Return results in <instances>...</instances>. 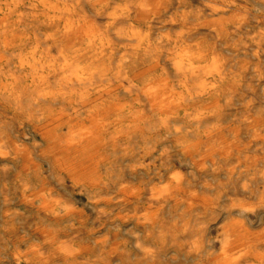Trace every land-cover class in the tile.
Masks as SVG:
<instances>
[{
  "label": "bare ground",
  "instance_id": "1",
  "mask_svg": "<svg viewBox=\"0 0 264 264\" xmlns=\"http://www.w3.org/2000/svg\"><path fill=\"white\" fill-rule=\"evenodd\" d=\"M28 1L39 2L43 6H48L49 2ZM25 2L26 0H0V11L2 7H22ZM50 10L56 20L65 21L67 27L73 29L76 22L73 10L58 6H53ZM137 11L138 8L130 6L127 9L128 19L136 16ZM206 12L214 16L221 10L209 4ZM112 20L114 24L117 23L119 16L115 14ZM169 26L179 28L174 21H171ZM257 26L260 30L252 33L253 44L244 50L252 53L257 59H264L263 23L258 22ZM216 31H207L208 37L217 38ZM229 31L236 34L240 28L232 27ZM145 34L142 29L129 24L121 27L116 35L132 40L143 39ZM190 39V33L184 30L176 31L174 41L177 50L170 58L169 67L164 68L167 74H173V80L170 76L162 83L151 82L141 86L125 72H118L107 80L101 76L91 80L74 68L62 51H58L56 55L47 53L36 59L35 50L32 53L33 63L28 57H20V69L30 68V74L37 82L34 95L29 98L26 91L10 93L8 85H0V96L7 104L17 107L26 101L39 105L49 98L55 100L60 95V92L47 91L53 80L58 81L63 89L69 87L72 93L77 92L78 87H91L93 91H97V100L92 103V107L97 109V115L93 119L96 131L92 132V145L99 154L92 164L85 168L87 173L92 166V188L101 191L98 194L92 193V206L111 203L125 213L130 228L133 225L147 230L144 235L133 230L127 232L134 255L124 249L119 253L118 250H113L112 254L127 257L129 264H264V230L257 231L264 225V205L256 211L252 209L246 212L245 217L240 215V209L235 205L238 195L229 189L241 169L242 162L240 163L238 158L240 136L236 132L226 137L222 135L235 125L242 124L247 128L250 139L257 140L264 136V129L253 130L250 127L251 111L248 109L240 115H231L226 122L221 112L222 109L233 106L232 91L224 95L222 103L202 104V101H208V98L218 94L223 86L231 82L235 71L217 47L208 54H193ZM2 48H6V43L0 41V76L5 74L1 67L4 62ZM207 61L208 63L203 65ZM255 73L257 77H261L260 72ZM8 74L15 77L12 72ZM80 92L76 93L81 99L77 107H83L86 103L84 93ZM120 94L134 97L135 100L131 103H120L117 101ZM64 95L65 93L62 94ZM261 97L263 105L264 88ZM175 107H180L183 113L180 115L172 112ZM104 111H119L120 114L102 115L101 112ZM6 127L7 117L0 114V131ZM138 132L146 134L145 141L138 138ZM83 138L79 135L69 137L65 142L66 148L75 151L80 143H83ZM184 139H189L195 145L196 162L186 157L185 148L181 145ZM13 147L9 141L0 139V177L5 181L11 179L10 164L15 155H19L25 167L32 160L30 153L22 149L15 151ZM196 163L202 164L203 168L208 167L212 178L204 177L198 180L195 173ZM49 176L53 178V182L46 194L51 201V207L66 215L75 213V205L59 196L57 188L76 185L81 178L76 175L71 179L66 178L63 171L57 168L51 170ZM261 180L264 181V174ZM17 185L21 191L18 206L32 202L35 196L30 183L24 178H19ZM248 186L249 184L245 183L243 190L247 191ZM10 191L7 184L1 189L4 196L2 217L5 224L0 228V256L5 245L12 246L13 253L9 260L0 259V264H49L55 259L73 260L78 257L77 242L80 236L76 232L66 236L36 223L33 228L38 241H20L12 236L8 237L10 226L21 216L12 205ZM178 205L184 209H178ZM218 208L220 210H217ZM114 211L98 209L95 212V221L100 223L111 219ZM202 212L205 215H201ZM190 215L193 216L188 217ZM156 239L162 240V243H156ZM108 243L107 235L95 240V245L102 251L107 249Z\"/></svg>",
  "mask_w": 264,
  "mask_h": 264
},
{
  "label": "rangeland",
  "instance_id": "2",
  "mask_svg": "<svg viewBox=\"0 0 264 264\" xmlns=\"http://www.w3.org/2000/svg\"><path fill=\"white\" fill-rule=\"evenodd\" d=\"M209 4L219 8L221 12L214 16L210 15L206 12ZM53 6L63 9L69 7L73 10L76 22L72 30L67 27L65 21L54 18V13L50 10ZM130 6L138 8L136 16L132 19H128L127 14ZM115 14L119 16V21L114 24L112 19ZM171 21H174L179 28L169 26ZM258 22H262L264 28V2L262 0H234V2L233 0H49L48 6L26 0L22 7L16 9L2 7L0 11V29L2 28L0 41L6 43V48L1 49L4 61L1 67L5 74L0 76V85H8L10 93L18 94L26 91L31 98L37 90V82L32 78L30 68L20 69V57H28L33 63L32 53L35 50H37L36 59L47 53L56 55L58 51H62L69 63L91 80L99 76L107 80L118 72L128 73V76L137 80L141 86L151 82L162 83L170 76L173 80V74H167L165 69L169 67L170 58L177 50L174 41L176 31L184 30L190 33L193 54H208L217 47L235 71L233 80L223 86L218 94L208 98V101L207 99L202 101V104L222 103L224 95L232 91L233 106L222 109L221 112L226 122L231 115H240L248 109L251 111L250 127L253 130L264 129V104L261 103L264 88V59H257L252 53L244 50L245 47L253 44L252 33L260 30L257 26ZM129 24L142 29L146 33L145 37L132 40L126 37L119 38L116 35L119 29ZM232 27H239L240 31L233 34L229 31ZM209 30H217L218 37H208L207 31ZM207 63L208 61L203 65ZM256 71L261 73L260 78L257 77ZM9 72L15 74V77H10ZM58 85V81H51L47 91L60 92V95L55 100L49 98L39 105L26 101L20 108L7 104L0 96V114L7 117V127L0 131V139L9 141L15 151L25 150L32 158L30 162L32 164L29 163L25 167L19 155H15V159L10 164L12 168L10 182L0 177V228L5 224L2 217L4 196L1 189L7 184L11 189L12 205L21 214L16 223L10 226L8 237L12 236L20 241L36 242L38 237L33 228L36 223H41L66 236L73 232L80 236L77 242V258L73 260L55 259L49 264H129L127 257L112 254L111 251L118 250L119 253L124 249L134 255L127 232L133 230L144 235L147 230L133 225L130 228L131 225L129 226L125 213L111 203L92 206V193L98 194L101 191L98 188H92V166L87 173L85 171V168L90 166L99 154L92 145V132L96 131L93 119L97 115V109L92 107V103L97 100V91H93L91 87L86 89L78 87L77 92L72 93L69 87L66 86L63 89L61 85ZM80 91L84 93L86 99L83 107H77L81 99L76 93ZM64 93L65 95L62 96ZM134 100V97L123 94L117 96V101L120 103H131ZM172 112L180 115L183 113L180 107H175ZM106 113L110 116L120 114L119 111L101 112L102 115ZM232 132L240 136L238 158L242 163L229 189L237 193L235 205L240 209V215L245 217L246 212L252 209L256 211L264 205V181L261 180L264 174V136L257 140L250 139L247 128L242 124L235 125L222 135L226 137ZM142 133H137L138 138L145 141L146 134ZM73 135L84 138L83 143H80L75 151H70L66 148L65 142ZM181 145L185 148L186 157L194 162L197 154L193 142L184 139ZM196 165L195 173L198 180L204 177L212 178L208 167L203 168V165L199 163ZM54 168L62 170L66 178L71 179L75 175L81 178L78 182L80 184L57 188L59 196L75 205L77 210L71 215H66L51 207V201L47 197L46 191L53 182L49 173ZM19 178H24L33 187L35 197L27 205L18 206L21 193L17 185ZM245 183L249 184L247 191L243 190ZM224 193L226 194L227 190ZM222 195L224 194H218V196ZM177 208L184 209L180 205ZM219 208L217 210H220ZM98 209H114V216L112 215V218L107 221L97 223L95 212ZM201 215L205 213L202 212ZM262 230H264V225L257 229V231ZM104 235L109 237V243L107 249L102 251L95 245V240ZM156 243L161 244L162 240L156 239ZM12 253L13 247L5 245L0 259L9 260Z\"/></svg>",
  "mask_w": 264,
  "mask_h": 264
},
{
  "label": "clouds",
  "instance_id": "3",
  "mask_svg": "<svg viewBox=\"0 0 264 264\" xmlns=\"http://www.w3.org/2000/svg\"><path fill=\"white\" fill-rule=\"evenodd\" d=\"M233 2H234V0H233ZM262 2H264V0H262ZM257 11H259V9H257Z\"/></svg>",
  "mask_w": 264,
  "mask_h": 264
}]
</instances>
